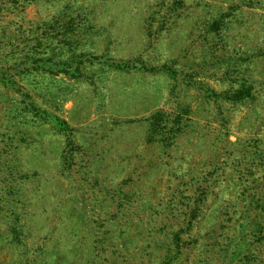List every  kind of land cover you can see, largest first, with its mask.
Instances as JSON below:
<instances>
[{"label":"rangeland","instance_id":"374dc122","mask_svg":"<svg viewBox=\"0 0 264 264\" xmlns=\"http://www.w3.org/2000/svg\"><path fill=\"white\" fill-rule=\"evenodd\" d=\"M0 264H264V0H0Z\"/></svg>","mask_w":264,"mask_h":264}]
</instances>
